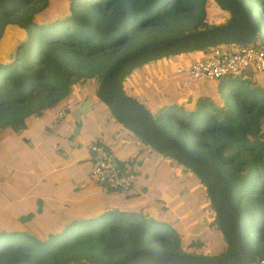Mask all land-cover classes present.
<instances>
[{
  "label": "trees",
  "instance_id": "trees-1",
  "mask_svg": "<svg viewBox=\"0 0 264 264\" xmlns=\"http://www.w3.org/2000/svg\"><path fill=\"white\" fill-rule=\"evenodd\" d=\"M206 2L0 0V39L8 24L24 33L13 51H8V61L0 62V129L17 131L26 126L29 117L55 111L66 102L75 107L86 98L98 100L99 78L120 55L152 40L213 26L206 16ZM246 2L263 22L256 37L264 38V0ZM53 6L58 11L50 14ZM188 54L177 53L180 57L175 62L169 59L172 54L147 63L151 67L163 61L168 74L160 66L145 69L135 79L130 73L123 79L124 91L146 107L166 131L207 154L226 174L243 212L254 259L264 257V73L250 72L243 80L226 76L186 87L181 83L185 74L176 73L175 68L190 63L179 60ZM232 80L237 82L228 88ZM127 164H120L121 172ZM205 195L215 213L208 223L219 230L206 190ZM159 221L160 227L154 224ZM167 223L148 214L105 207L45 233L0 228V264H114L141 246L205 255L208 249L203 234H196L199 220L197 230L186 238L182 237L187 229L176 225L173 231ZM215 241L221 250L206 256L224 253L227 244L220 233Z\"/></svg>",
  "mask_w": 264,
  "mask_h": 264
},
{
  "label": "crops",
  "instance_id": "crops-1",
  "mask_svg": "<svg viewBox=\"0 0 264 264\" xmlns=\"http://www.w3.org/2000/svg\"><path fill=\"white\" fill-rule=\"evenodd\" d=\"M96 101L94 97L92 106L80 116L78 123L72 115L74 107L66 102L55 111L29 117L26 126L17 131L0 129L1 229L21 228L45 233L61 228L69 219L92 216L105 207L120 208L140 216L148 214L163 221H185L192 215L196 223L210 214L212 209L205 194V201L199 202L197 207V201L189 208L182 207L190 198L189 190L180 188L179 166L175 168L170 162L171 175L163 170L166 158L152 151L140 138L133 136L135 134L129 135L132 132L123 128L108 109ZM68 104L71 109L58 118V110ZM113 133L121 143L136 140L133 148L125 153L118 142H113ZM90 142L108 147L119 167L128 162L123 172L135 177L129 194L119 191L111 194L96 182L91 175L92 153L87 148ZM172 181L175 185L169 186ZM194 186V195L198 193L197 200H200L203 186L197 182ZM127 195L128 198L124 197ZM178 228L187 229L188 233L197 230L196 225L193 229L186 225ZM198 228L196 234H204L200 225ZM201 239L204 243L205 239ZM218 239L220 245L221 239Z\"/></svg>",
  "mask_w": 264,
  "mask_h": 264
},
{
  "label": "water",
  "instance_id": "water-1",
  "mask_svg": "<svg viewBox=\"0 0 264 264\" xmlns=\"http://www.w3.org/2000/svg\"><path fill=\"white\" fill-rule=\"evenodd\" d=\"M215 2L229 13L226 23L152 40L120 55L100 76L96 92L98 100L125 129L150 149L182 164L201 180L215 209L217 225L227 247L222 255L211 257L141 246L129 250L114 264H248L254 259L245 236L243 212L226 174L207 154L184 145L178 137L166 131L146 107L125 93L122 85L123 79L135 68L163 56L224 44L247 45L253 42L258 26L246 0ZM90 107L91 100L86 98L73 108L76 123Z\"/></svg>",
  "mask_w": 264,
  "mask_h": 264
},
{
  "label": "built area",
  "instance_id": "built-area-1",
  "mask_svg": "<svg viewBox=\"0 0 264 264\" xmlns=\"http://www.w3.org/2000/svg\"><path fill=\"white\" fill-rule=\"evenodd\" d=\"M209 50L203 58L194 60L184 67L178 66L175 72L185 74L182 85L188 87L204 80L232 77L243 80L246 75L264 72V47L262 45L224 44ZM71 109L68 104L58 110L57 117L61 118ZM92 153L91 175L103 188L129 194L135 177L130 172H121L112 153L102 144L90 142L87 145ZM248 264H264V257L251 260Z\"/></svg>",
  "mask_w": 264,
  "mask_h": 264
},
{
  "label": "rangeland",
  "instance_id": "rangeland-1",
  "mask_svg": "<svg viewBox=\"0 0 264 264\" xmlns=\"http://www.w3.org/2000/svg\"><path fill=\"white\" fill-rule=\"evenodd\" d=\"M58 7H51L50 8V14H55L57 13ZM205 12H206V16H207V19H208V22L211 23L212 25H215L216 23L220 24V23H223L225 19H229L230 15L229 13L222 9L216 2L215 0H207L206 2V6H205ZM256 21H257V26H258V30L262 31V20L261 18L258 16L257 12H256ZM187 26V25H186ZM185 29H188V28H185ZM186 32V31H185ZM23 36H24V33L23 31H21L20 29H18L16 26L14 25H6L4 27V30H3V35L0 39V62H7L8 61V58H7V54H8V51L11 50L13 51V48L14 46L16 45L17 42L21 41L23 39ZM263 45L264 46V38H262L260 35L258 37L255 38V42H254V45ZM217 47H213L211 49H204V50H196V51H189L190 54L188 55H184L183 57H181V59L179 60H189L190 62L194 61V60H197V59H200V58H203L204 56L202 55V53L205 54V56H207L210 52L209 50H212V49H216ZM203 51H208L207 53L203 52ZM171 56V55H170ZM180 56H178L177 54H174L173 57H170L169 59L171 60V62H175L176 59H178ZM159 59V58H158ZM157 60V59H155ZM154 60H151L147 63H150V62H153ZM147 63H145L143 66H141L142 68L139 69L140 67H137L135 68L132 72H131V78L132 79H135L136 76L138 74H141L144 72L145 69H149L151 70L152 67L156 68L158 66H160L162 72H164L165 74H168L167 72V68L165 67L166 65L163 64V61L156 64L154 63L153 66L150 67V65L148 66ZM152 68V69H154ZM264 73V72H263ZM264 78V77H263ZM235 82L237 81H230L227 83V86L228 88L232 85L235 84ZM90 90L92 91V94L94 93V87H95V81H90ZM190 96V94H188L186 96V98H188ZM96 102L100 103L99 100H97ZM93 102H91V106H92ZM83 115V114H82ZM124 128V127H123ZM261 128L262 130H264V120L262 119V122H261ZM130 133V132H129ZM129 135H133V133H130ZM113 136V137H112ZM133 136H136V135H133ZM137 137V136H136ZM111 138L113 140V142H118V145L120 148L123 149V151L125 153H128V150L133 146H134V143L136 140H130L128 142H123L121 143L119 141V138H116L115 137V133H113L111 135ZM152 150V149H151ZM153 151V150H152ZM120 153L118 152L117 153V156L119 155ZM160 156H163L166 158V163L164 164L163 166V170H167L169 172V169H171V166H172V163L175 165V168H177L179 166L180 170L178 171L179 172V176H180V179H182V184L180 185V188L181 190H189L188 191V197L190 199H187L185 200L184 202V205L186 206H182L184 208H189L191 206V204H194L195 201H197L196 203V207L198 206V203L200 202H204L205 201V197H204V190H206L205 186H204V190L203 188L201 187V192H202V195L200 196V200L198 199L197 200V197H198V193L196 195L195 194V187L194 184L197 182L199 184H201V182L199 181V179L196 178V176L193 174V173H190V170H186L182 164L174 161V160H170L167 158V156H165L164 154H160ZM170 160V161H168ZM172 162V163H170ZM174 170V168H173ZM170 175H171V172H169ZM164 183V182H163ZM170 185H175L174 181H172ZM172 190V188H171ZM209 206H210V203L208 202ZM211 207V206H210ZM181 208V207H180ZM214 211L212 210L210 212V214H207V218H212L214 219ZM151 217V216H149ZM205 216H202V221L201 219H199V223H200V227H202V230L204 232L203 234V238L205 239V241H207V243L204 241V246H206V248L208 249L207 251H204L203 253L206 255V254H211L213 252H216V251H220L221 249H219V246H217L216 244V241H215V237L217 235H219L220 231L215 227H212L211 225H209V221L207 220ZM153 218V217H151ZM171 218H173L171 216ZM169 223L165 224V226L169 229V227L171 228V230H177V227L176 225H182V226H187V227H191V229H193L196 225L195 222L192 221V215H189L186 220H182V219H179V221L177 220H172V221H167ZM154 224L158 227L162 226L161 225V221L159 222H154ZM248 224L250 225V220H248ZM193 227H192V226ZM216 231V232H214ZM189 233L185 234L182 238H186L188 236ZM221 235V233H220ZM144 241H146V238H143ZM203 242V240H202ZM157 244V243H156ZM129 249V248H128Z\"/></svg>",
  "mask_w": 264,
  "mask_h": 264
}]
</instances>
